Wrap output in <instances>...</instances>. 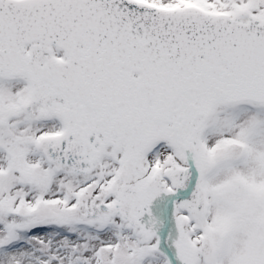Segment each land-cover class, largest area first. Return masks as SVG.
I'll return each mask as SVG.
<instances>
[{
	"label": "snow or ice",
	"instance_id": "obj_1",
	"mask_svg": "<svg viewBox=\"0 0 264 264\" xmlns=\"http://www.w3.org/2000/svg\"><path fill=\"white\" fill-rule=\"evenodd\" d=\"M0 264H264V0H0Z\"/></svg>",
	"mask_w": 264,
	"mask_h": 264
}]
</instances>
